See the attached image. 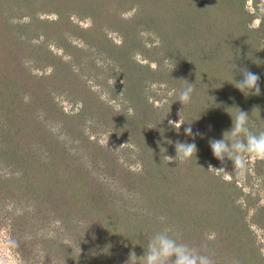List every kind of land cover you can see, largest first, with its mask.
Returning <instances> with one entry per match:
<instances>
[{"label": "rangeland", "instance_id": "1", "mask_svg": "<svg viewBox=\"0 0 264 264\" xmlns=\"http://www.w3.org/2000/svg\"><path fill=\"white\" fill-rule=\"evenodd\" d=\"M22 1L6 0L3 11L10 30L3 32L8 37L2 42L0 49L5 51L1 56L8 65L13 60L12 49L21 71L15 69L14 76L10 73L12 81L20 82L11 85L5 103L11 113L2 116L9 119L4 137L10 142L6 154L0 156V178L11 177L12 181L8 186L0 184V264H42L39 239L49 238L55 229L63 243L73 244V236L64 229L75 216L68 203L79 204L89 196L84 194L88 190L94 192L95 205L100 202L108 208L100 214L118 212L126 229L134 232L137 222L141 236L150 237L159 228L171 229L181 233L180 242L197 248L206 245L216 264H264V161L250 158L247 173L241 176L227 158L221 164L209 145L211 139H222L231 129L239 109L249 114L253 133L264 131V0H240L250 14L243 18L245 30L226 28L236 10L231 8L232 16L225 14L222 1L199 0L201 9L192 21L197 36L193 41L183 35L185 46L182 39L172 36L171 26L177 20L174 12L190 16L191 0H103L106 10L95 7L93 0H57L59 14L51 9V0H28L26 7ZM78 5L86 11L92 8L93 16L97 15L94 22L88 14H81ZM127 19L131 20L122 22ZM83 28H87L84 33ZM83 34H88L87 42L81 39ZM165 40L178 44L169 50L162 43ZM66 42L68 51L63 50ZM190 64L191 69L181 74L180 68ZM244 67L259 75L260 95L235 86L243 78L239 69ZM130 69L132 73H126ZM24 72L30 78L23 80ZM191 73L198 92L184 108L175 94ZM175 77L183 82L174 83ZM46 92L51 97L48 100L43 97ZM34 101L41 103L34 105ZM169 120L184 123L172 130ZM188 126L202 135L195 139L186 135ZM47 130L54 139L42 133ZM42 135L50 145L39 141ZM58 142L85 166L88 183L75 197L64 194L66 187L54 192L51 183L37 175L33 159H51L54 164L50 167H58L57 159L62 164L74 162L61 153ZM177 142H194L196 154L181 163L168 161V156L176 157ZM54 147L59 148L57 153ZM148 164V172L158 184L165 182L163 177L180 176L179 185L170 181L164 194L170 213L165 206H148L144 195L139 196V190L142 193L151 186H144L150 182ZM60 173L64 177L66 172ZM135 180L141 186L136 187ZM55 206L61 210L60 216L52 215ZM42 207L45 211L38 212ZM16 217L23 218L27 232L12 231ZM12 237L23 244L20 253L11 248ZM102 243L110 244L107 255L90 245L89 258L78 253L83 260L76 264H124L120 261L127 253L114 252L115 242L109 234ZM74 246L85 251L80 244Z\"/></svg>", "mask_w": 264, "mask_h": 264}, {"label": "trees", "instance_id": "2", "mask_svg": "<svg viewBox=\"0 0 264 264\" xmlns=\"http://www.w3.org/2000/svg\"><path fill=\"white\" fill-rule=\"evenodd\" d=\"M5 1L6 0H0V48L3 47L2 42H4V40L7 39V37H8L3 32L5 30H8V31L10 30V25L6 21L7 17L3 14V11L6 9L5 8L6 2ZM161 1H164V0H161ZM191 1H192V3L189 2V6L192 7L193 9L190 10V16L185 15L186 13H184V12H183L182 16H180V14H182V13H179V12H174V15H173V17L177 20L171 26L173 28L172 36L176 40H177V38L182 39V41H180L181 43L186 41L182 37L183 35H185L187 39L189 36V38L193 39V41L195 40V35L197 36L195 29L192 28V21H195V18L199 15L198 10H200L201 8L199 5V0H191ZM27 2L29 3L28 0H24V2L22 4H24V3L27 4ZM50 2H51L50 5L53 7L51 9H53L56 14H59L58 6H57V0H51ZM81 2H82V0L80 1V3ZM93 2L95 3V7L99 6L98 8H100V10H104V9L106 10V6L103 3V0H93ZM214 2H219V3L221 2L220 4H222V3L224 4V10L226 11L225 14H227V13L232 14V11H233L232 9L237 11L236 16H234L235 19L232 21H229L226 24V28H228V30L234 29V26L239 27V28L244 27V30H245V26H244L245 23L243 22V18L246 20V18H248L250 16V14L247 13L245 10H243V4L240 0H215ZM78 6H80V5H78ZM238 6H239V9L236 8ZM24 7H26L25 4H24ZM80 7H81V10H80L81 14H83V15L88 14V17L94 22V17H96L97 15L93 16L94 14L91 11L92 8L91 7L87 8L91 12L90 13V12H88V10L87 11L85 10L86 9L85 6H80ZM190 7H189V9H190ZM254 7H256V6L254 5ZM76 12H79V11H76ZM214 15H215V13H214ZM232 16H233V14H232ZM261 16L264 17V10H263ZM173 17H172V19H173ZM234 17H231V18H234ZM215 18H216V15H215L214 19ZM130 20L131 19H127V20H124L122 22L125 23V21H130ZM188 20L190 22H188ZM133 23H134V21H133ZM67 25H71V23L67 22ZM93 25H97V24L94 23ZM51 28H53V26H51ZM81 30H82V32L84 30L87 31V28H83ZM184 32L186 34H188V32H190V34L186 35ZM89 33H91V31ZM85 34L81 35V39L84 40L85 42H87L88 41L87 40L88 34L87 35H85ZM162 43L167 45V48L169 50L178 44L177 42H174L173 40H171L169 43H166V40H165ZM64 44L65 45L63 46V50H65V51L67 49L70 50V44L68 42H66ZM181 45L185 46L188 44L182 43ZM189 45H191V44H189ZM127 50H128V48H127ZM4 51L5 50L0 49V116H1V118H0V149L2 150L0 152V156H1V154H4V155L6 154V152H7L6 149L8 148L9 142H10V139L8 140L4 137V133L8 131V125L7 124L10 125V123L7 122L9 119L2 117V116H8L11 113V111L8 109L9 105L7 106L5 103H6V100L10 96L9 91L12 90L11 85H13V87H14V84H16V82L17 83L20 82V80L17 81L16 79L12 81V78L10 77L12 75L10 73L13 72V76H14L15 69L17 71H21L20 65L18 64V62L16 60H14L15 57L12 54V49H11V52L9 50V54H10L11 58H13V60L9 61L8 65L5 63V62H7L6 59L1 56V54ZM12 62L15 64V66L12 65ZM2 63H4V64H2ZM55 64L53 66H55ZM16 66H17V68H16ZM194 66L197 67L196 65H194ZM186 69H191V64L188 67L180 68L181 74ZM131 71L132 70L130 69L126 73L131 74L132 73ZM30 76L31 75L29 74V72H24L23 73V77H24L23 80L30 78ZM193 77H194V73H191L190 75L189 74L186 75V77H184V78H187V80H186L187 82L194 84L195 79L193 80ZM173 82L180 84L183 81L181 80V82H180V78L175 77V79H173ZM185 86H186V84H184V87ZM180 91L181 90H178L176 92L177 94H175V97L179 98ZM195 92H198V88L196 85H195ZM43 97L47 100L49 98H51L49 96L48 92L44 93ZM130 99H132V98L130 97ZM175 101H176V99H175ZM40 103L41 102L35 103V101H34V105L35 104L38 105ZM1 105H3V107H4L3 109L1 107ZM190 105H191L190 103L187 105H184V108H188ZM51 107H53V105H51ZM51 107H48V108H51ZM185 112L188 113V111H185ZM60 116L62 118L64 117V115H60ZM31 119H34V118H30V120ZM45 119H46V116H45ZM168 128L172 129V130L176 129L171 125H168ZM36 129L37 128H35L34 131ZM42 133L43 134L47 133L46 137L49 136V139H54L53 136H50V134H51L50 130L44 131ZM46 137H44L42 135V138H40L39 141H43L44 145H50L49 142H47ZM58 143L60 144L59 148H60L61 153L63 152L65 154L64 156H66L67 159L70 158L74 162L72 163V165L70 163L62 164V163H59L60 160L57 159L58 163L56 164V166H58V167H50V164L53 161L51 159L47 158V161L46 160L41 161L39 159H35V160L33 159L34 163L37 164V172H38L37 175L42 176L45 181L50 182L51 187H53L55 190L54 192H57L58 190L63 192L64 188L66 187V189H68V191H65L64 194H70L71 196L75 197L76 193H77L76 191L82 190V188H86L84 186H86V184L88 183L87 182L85 184V182H86L85 166H81V161H80L81 159L77 158V156H71L69 154V152H68L69 149H68V147L67 148L63 147V142L62 143L58 142ZM59 148L57 150H59ZM53 150L55 151V153H57V150L55 149V147ZM14 151H15V149H14ZM58 156L60 157L62 155L59 153ZM148 156H149V158H152V159L154 158L153 153H150ZM142 163L144 165L146 162H142ZM151 163H152V161L150 160L149 164L151 165ZM52 164H54V163H52ZM149 164L146 167L147 168L146 175H148L150 182H147L144 186H149L150 184H151V186L148 187V189L142 193H140V190H139V196L142 197V195H144L143 196L144 201L145 202L147 201L148 206L151 204H155V206H157V207L165 206L164 208L166 210L168 208L167 212L170 213V204L166 205L168 198L165 197L164 194H166V192H167L166 188H167L168 183L177 181L176 185H179L180 176H174L172 174V175H170L169 180L166 177L165 178L163 177L161 181L163 182L165 180V182L162 184H158L157 181L154 180L155 179L154 175L152 173L148 172ZM62 170H65V172H66L64 177H62V174L60 173ZM21 171H24V169H22ZM59 177H61V178H59ZM11 179H12L11 177L10 178H0V184L3 186H8L9 185L8 183H10L12 181ZM16 180H18V179H14V181H16ZM51 181H53V183ZM135 183H137L136 187L141 186V183L139 180H135ZM93 185L100 187L101 189L104 190V186L98 185V183H94ZM29 186H31V185H29ZM29 186H28V188H29ZM62 188H63V190H62ZM180 188L181 187L178 186L179 190H181ZM83 191H84V189H83ZM88 191L89 192H86L84 194L85 195L88 194L89 196L86 199H80L79 204L77 202L75 205L73 203H68V205L71 206V208H72V212L75 213V216L72 215V218H70L72 221L70 222V224H66L68 226L67 227L65 226L64 229H65V232L67 231L71 236H73L72 241L74 243L73 244L69 243V242L63 243L61 240V237L59 236V231L56 232L55 231L56 229L53 230L52 232H50L51 234H50L49 238H46L45 236H43L42 238L39 239V242H38V244L41 248L39 250L42 253V259H41L42 264H58L60 260H64V264H68L70 262H71V264H76L79 261V259L82 262L83 259L81 257L79 258L78 256H80V255H77V254L79 253V254H83L86 256L88 255L87 258H89L90 254H91V246L90 245H96L97 248L98 247L102 248L104 250V255H107L108 254L107 249H108L110 244L109 243H106V244L102 243L103 240L106 238L107 234H109L111 236V240H113L115 242L114 243L115 248L113 249L114 252H121V254H123V255H124V253H127V255H125L123 257L124 262H123V260L120 262H122L124 264H141L143 261L142 256L145 253V248L147 247L149 240L153 236V233L157 232V230L158 231H162V230L159 228V229L153 231L152 234L150 235V237L141 236V235L137 234V231H138L137 225L138 224H137V222H135V224H136L135 232L129 228H128L129 229V231H128V229H126L127 224L124 222V220L122 218H119L120 216L118 215V212L113 210V211H107L103 215L100 214L102 211L108 210V208L107 207L104 208L103 204H101L100 202H99V204L95 205L94 200H93L94 199V197H93L94 192H93V190H91V191L88 190ZM47 193H50V192H47ZM181 193L184 194V191ZM82 195L83 194H81L79 197H81ZM47 207L48 206L46 205V208ZM110 210H112V209H110ZM40 211H45V208L44 207L40 208L38 210V212H40ZM48 211H51V208ZM53 211L54 212L52 215L54 217L60 216L61 210L59 209V207H57V206L53 207ZM91 212H92V214H91ZM53 216H51V217H53ZM65 216L69 217L68 215H65ZM22 219H23L22 217L21 218L20 217L14 218V222L12 224V231L17 230V231H21L23 233L27 232L28 228L25 227L24 223H22ZM156 220L157 219L154 218V215H153V222H155ZM162 221H165V220H162ZM142 222H144L145 224L147 223L146 220H142ZM160 223H162V222L160 221ZM157 225L160 226V224H158V223H157ZM147 227H148V225H147ZM122 231H124V232L121 235ZM172 234H174L175 235L174 237L177 238L179 241L183 240L181 238V233H178V232L172 233L171 232L170 235H172ZM116 236L119 237L117 242L114 240V238H116ZM10 239H11L10 240L11 241L10 242L11 248L20 253V249H22L24 247L23 244L18 243L19 240H17L14 237H12ZM133 239H135V240H133ZM75 243L80 244L81 246H84L85 251H77L75 249V246H74ZM86 243H89V244H86ZM61 246L65 247V249L60 250ZM29 247H31V245L28 243L26 245V248L29 249ZM133 253H135V255ZM131 254H133L132 257H131ZM63 255L68 256L69 259L64 257ZM130 257H131V259H130ZM90 258H92V257H90ZM95 260H98V259L96 258V259H94V261Z\"/></svg>", "mask_w": 264, "mask_h": 264}, {"label": "clouds", "instance_id": "3", "mask_svg": "<svg viewBox=\"0 0 264 264\" xmlns=\"http://www.w3.org/2000/svg\"><path fill=\"white\" fill-rule=\"evenodd\" d=\"M234 67L236 66L233 65ZM239 71L243 78L236 81L235 86L242 92L247 89L248 93L260 95L259 75L246 67L240 68ZM185 82L186 86L180 91L177 100L183 107L191 102L195 92V84L186 80ZM232 119L231 129L223 133L222 139H211L209 145L213 155L221 161V164H225L227 158L232 162L233 170L238 175L243 176L247 173L250 158L264 161V131L256 134L250 130L248 126L249 114L244 110L239 109ZM183 123L169 120V124L178 130ZM184 132L193 139L197 135H202L193 133L191 126L185 127ZM196 152L197 145L194 142H177L176 157L168 156V161L176 159L181 163L191 159ZM209 168L212 167L209 166ZM221 169L224 168L221 167ZM160 219L163 220L164 218L161 217ZM170 232H172L171 229H164L151 237L142 256L144 264H216L213 257L207 254L206 245L201 248L193 247L188 243L180 242L174 235H170ZM133 254L135 255V253Z\"/></svg>", "mask_w": 264, "mask_h": 264}]
</instances>
